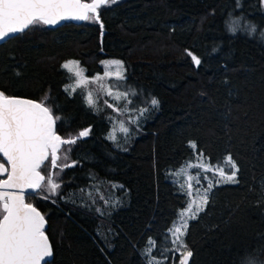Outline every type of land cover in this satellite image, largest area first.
I'll return each mask as SVG.
<instances>
[{
  "label": "trees",
  "instance_id": "1",
  "mask_svg": "<svg viewBox=\"0 0 264 264\" xmlns=\"http://www.w3.org/2000/svg\"><path fill=\"white\" fill-rule=\"evenodd\" d=\"M241 4L236 15L264 29L259 0ZM235 11V0H117L98 10L103 29L98 22L66 21L0 43V90L44 102L61 117L56 131L64 139L91 130L71 146L68 160L67 145L58 151L59 163L77 161L56 179L59 194L25 198L45 217L49 264H148L147 241L164 246L188 199L172 172L201 151L212 164L231 154L239 182L214 187L205 211L189 220L183 237L193 253L189 264H238L246 253L264 259V40L226 31L227 14ZM186 50L201 58L199 67ZM107 57L123 62L134 100L143 107L153 97L159 101L115 142L108 139L113 109L97 111L82 92H65L71 75L61 67L75 59L92 75L102 72ZM50 167L48 159L41 168L46 177ZM81 189L92 191L97 203ZM100 195L120 203L106 206ZM153 256L162 259L158 251Z\"/></svg>",
  "mask_w": 264,
  "mask_h": 264
},
{
  "label": "snow or ice",
  "instance_id": "2",
  "mask_svg": "<svg viewBox=\"0 0 264 264\" xmlns=\"http://www.w3.org/2000/svg\"><path fill=\"white\" fill-rule=\"evenodd\" d=\"M117 0H91L86 3L83 0H0V42L11 39L15 35L25 32L30 27L58 25L66 21H93L100 23L98 10L102 6L116 3ZM236 11L228 13L225 19L226 31L231 35L243 33L249 37L257 34L264 40V29L252 22L242 13L241 0H235ZM259 5L264 7V0H259ZM101 29L103 24L100 23ZM103 35V32H101ZM215 52V49L212 50ZM194 65L199 67L201 58L186 50ZM104 67L103 77L97 74L92 77V82L102 80L105 77L115 82L107 90V95L113 100H125V111L128 105L132 104L130 96L138 95L134 90L123 93H113L112 88L127 87L121 84L126 77L120 69L122 61H101ZM74 66V67H73ZM69 72L74 73L77 79L75 86L65 87V92L70 95L76 92L86 82L84 70L79 67V61H70L62 65ZM115 69V72H113ZM71 88V91L69 89ZM83 95V93H81ZM47 99V98H45ZM85 102L90 108H95L97 101L93 99L92 93L85 96ZM113 111L120 114L121 110L109 104ZM159 101L152 98L147 106L138 110L135 116H130L129 123L138 122L150 109L158 107ZM99 111V109H97ZM61 117L53 116L52 109L45 106L44 102H36L29 99L7 95L0 90V153L7 159L11 171L0 163V173H8L7 179H0V264H49L48 258L53 255L51 245L44 232L45 217L31 203L25 202V190H31L29 195L45 193L42 198L50 199L51 196L59 194L62 184L56 182L63 171L69 167L77 166V161L61 164L58 161V151L62 145L68 147L64 150L63 159L68 160L72 148L79 139L87 137L90 129L79 131L75 136L68 139L62 138L56 131V123ZM111 120L112 117H109ZM123 121L121 124L123 125ZM124 137L127 138L130 129L122 127ZM108 139L116 141V136L110 132ZM190 147L195 149V142H190ZM203 152H199L196 159L199 163H189V170L197 169L194 175H187L183 183L177 184L183 194L188 198L186 206L177 212V220L167 228L164 241L165 244L157 249L156 241L149 238L144 252L148 264H166L171 254L172 264H189L193 253L187 249L183 237L186 236L189 227V220H195L205 211L209 203V197L214 187L221 184H237L239 167L228 154L217 164L204 163ZM51 156V167L59 169L53 173L49 172L47 177L42 174L41 168L45 161ZM227 169V171H226ZM211 173L209 176L208 174ZM230 173V174H229ZM180 174L176 170L173 175ZM113 189H122V185H112ZM93 191L99 193V188L92 186ZM18 189L19 191H8ZM81 193L90 198V203L95 205L97 200L93 197L92 191L81 189ZM83 199L84 196L82 195ZM104 205L115 208L119 205V199L109 200L103 195L99 196ZM100 214H104L101 208H96ZM159 252L162 259L153 256V252ZM177 256L179 257L177 261ZM238 264H264L260 254L246 253L242 255Z\"/></svg>",
  "mask_w": 264,
  "mask_h": 264
},
{
  "label": "rangeland",
  "instance_id": "3",
  "mask_svg": "<svg viewBox=\"0 0 264 264\" xmlns=\"http://www.w3.org/2000/svg\"><path fill=\"white\" fill-rule=\"evenodd\" d=\"M70 61H78V60H75V59H66L64 60L62 63H61V67L62 65H64L66 62H70ZM102 61H121L120 59H117V58H110V57H107V58H104ZM102 65V64H101ZM74 67V66H73ZM79 67L81 69H85L83 66H81V64L79 63ZM103 67V66H102ZM62 69L64 70H67L65 68L62 67ZM104 67H103V70L102 72H95L94 74L92 75H88L86 73V70H84V74H85V77H86V82L81 85L80 87H77L76 91H80L83 93V98H84V102H85V96L90 92L92 93V97L94 100L97 101V104H96V107L93 108V109H104L106 107L104 101L107 100L109 104H111V102H113L112 104L114 105V107H117L121 110L120 114H117L116 112L113 111L112 115L113 116V122H114V126L113 128H111V130L109 131V134L110 132H113L115 135L118 134V133H123L122 132V127H128L127 125H134L135 123H129V119H130V116H135L138 112V110L140 108H142L143 104L141 103L140 100H134V97L135 96H130L129 99L132 100V104H129L127 107L129 110L131 111H125V100L123 98H121L120 101H115L113 100V98L111 96H108L107 95V90L111 87V85L115 82L113 79L109 78V77H105L103 78L102 80H99V81H96V82H92V77L93 76H96L97 74H99L100 76L103 77L104 75ZM120 71L123 72L124 76L126 77L125 75V68H124V65L123 67L120 69ZM67 72L71 75V82L69 84H67L66 86H69V85H73L75 86L76 83H77V79L74 78V73L72 72H69L67 70ZM113 72H115V69H113ZM121 84H125L127 87H121L119 89L117 88H112V92L113 93H123L124 91H129V90H133L132 88H130L128 86V84L126 83V81H121L120 82ZM65 86V87H66ZM69 91H71V88L69 89ZM86 103V102H85ZM113 109V108H112ZM110 115V114H109ZM121 121H123V125L121 124ZM108 134V135H109ZM197 152L194 151V155H196ZM202 160L204 163H210L208 161V158L206 156L203 155L202 157ZM200 161H198L196 158L194 160V162H189V163H199ZM188 163V164H189ZM187 164V165H188ZM212 164V163H211ZM185 164L181 165L180 169V174L178 175H173L174 172L176 171H173L172 172V176H173V179H175L176 181H178L179 183L180 182H184V178L187 176V175H194L195 172L193 170H197V169H192V170H189L187 168V165L184 166ZM184 166V167H183ZM227 171V169H226ZM230 174V173H229ZM209 176L211 175V173L208 174ZM182 181H181V180ZM177 219H175L176 221Z\"/></svg>",
  "mask_w": 264,
  "mask_h": 264
},
{
  "label": "water",
  "instance_id": "4",
  "mask_svg": "<svg viewBox=\"0 0 264 264\" xmlns=\"http://www.w3.org/2000/svg\"><path fill=\"white\" fill-rule=\"evenodd\" d=\"M83 2H86V3H89V2H91V0H83ZM73 22H75V23H81V22H76V21H73ZM63 22H61V23H59L58 25H61ZM52 26H57V25H52ZM51 27V26H50ZM5 41V40H4ZM4 41H2V42H4ZM2 42H0V43H2ZM15 97H19V98H24V99H29V100H33V101H36V102H39V101H37V100H34V99H30V98H26V97H20V96H15ZM57 134H59V133H57ZM60 135V134H59ZM62 147V146H61ZM0 155L2 156V159H3V161H0V163H3L4 165H5V167L6 168H8V170H9V172L11 171V166H10V164H8L7 163V159H6V157H4L3 156V154L2 153H0ZM49 159H50V161H51V156H49ZM50 172H53V168L52 167H50ZM7 176H8V173L7 172H5V173H0V178L1 179H7ZM8 191H19L18 189H9ZM29 192H31V190H25V198H26V195H28V193ZM25 202H26V200H25ZM27 203V202H26ZM41 213V212H40ZM2 218V217H1ZM46 227H47V223H46V220H45V225H44V232H45V229H46ZM46 234V233H45ZM47 236V235H46ZM48 238V237H47ZM49 240V239H48ZM50 243V242H49ZM52 258V256L50 257V258H48V260L49 259H51ZM42 264H43V262H42Z\"/></svg>",
  "mask_w": 264,
  "mask_h": 264
},
{
  "label": "flooded vegetation",
  "instance_id": "5",
  "mask_svg": "<svg viewBox=\"0 0 264 264\" xmlns=\"http://www.w3.org/2000/svg\"><path fill=\"white\" fill-rule=\"evenodd\" d=\"M3 160V159H2ZM1 159H0V161H2Z\"/></svg>",
  "mask_w": 264,
  "mask_h": 264
}]
</instances>
